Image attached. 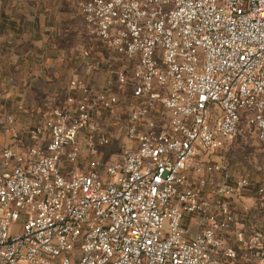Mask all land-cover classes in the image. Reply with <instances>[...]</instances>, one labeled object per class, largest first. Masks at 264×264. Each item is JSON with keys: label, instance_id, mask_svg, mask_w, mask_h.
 <instances>
[{"label": "built area", "instance_id": "built-area-1", "mask_svg": "<svg viewBox=\"0 0 264 264\" xmlns=\"http://www.w3.org/2000/svg\"><path fill=\"white\" fill-rule=\"evenodd\" d=\"M78 11L126 60L109 73L131 89L127 118H101L122 98L76 78L34 124L0 113V264H264V207L243 203L264 202V181L228 151L244 122L264 143V0Z\"/></svg>", "mask_w": 264, "mask_h": 264}, {"label": "crops", "instance_id": "crops-1", "mask_svg": "<svg viewBox=\"0 0 264 264\" xmlns=\"http://www.w3.org/2000/svg\"><path fill=\"white\" fill-rule=\"evenodd\" d=\"M81 1L0 0V113L15 114L18 130L49 113L65 80L79 79L87 63L97 64V47L73 48L69 43L70 19L75 12L80 14ZM94 74L92 86L97 88ZM13 144L12 139L0 137V151ZM235 167L240 176L239 166ZM255 175L256 181H264L263 164ZM249 193L244 200L259 211L263 200Z\"/></svg>", "mask_w": 264, "mask_h": 264}, {"label": "rangeland", "instance_id": "rangeland-1", "mask_svg": "<svg viewBox=\"0 0 264 264\" xmlns=\"http://www.w3.org/2000/svg\"><path fill=\"white\" fill-rule=\"evenodd\" d=\"M69 43L73 48H80L81 46L97 47V64L86 67L87 70L84 73H81L78 77L82 81L93 85V83H95L93 81V77L95 76L94 73L97 72V87L115 92L123 100V103L117 111L113 110L111 112H104L101 118H105L106 120L110 115H115L126 119V112L129 110L128 107L130 103L131 89L117 84L115 78L109 73V65L112 64L115 67L125 65V58L117 55L106 43L101 41L95 30L86 22L83 16L81 14H77L76 12L70 19ZM80 69L81 68L79 67V70ZM71 79L72 78L69 80L64 79L65 84L62 85L63 88L59 90L60 94L54 96L49 113L43 115L42 118L48 117L53 108L63 104L67 87ZM66 81L69 83H66ZM120 151L121 146L119 140L113 139L111 144L105 150V160L110 161L119 156ZM229 157L233 165L235 164L239 166L238 169H240L241 174L247 173L252 177H256L255 174L259 173V164L264 165V143L259 142L256 135L247 130L245 122L242 124V130L239 136L231 143L229 148ZM249 195L259 199V196L254 193H249ZM243 203L244 206L246 205L248 208L245 213L250 215L256 211V209H252L248 201L246 202V200H244ZM242 263L258 264V262L248 255L242 257Z\"/></svg>", "mask_w": 264, "mask_h": 264}]
</instances>
